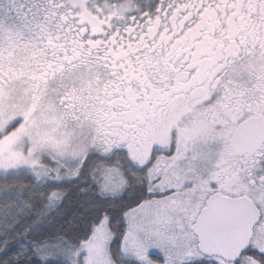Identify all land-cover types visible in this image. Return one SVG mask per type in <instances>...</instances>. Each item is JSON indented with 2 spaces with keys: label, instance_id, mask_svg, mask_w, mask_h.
Returning a JSON list of instances; mask_svg holds the SVG:
<instances>
[{
  "label": "snow or ice",
  "instance_id": "snow-or-ice-1",
  "mask_svg": "<svg viewBox=\"0 0 264 264\" xmlns=\"http://www.w3.org/2000/svg\"><path fill=\"white\" fill-rule=\"evenodd\" d=\"M0 264H264V0H0Z\"/></svg>",
  "mask_w": 264,
  "mask_h": 264
}]
</instances>
